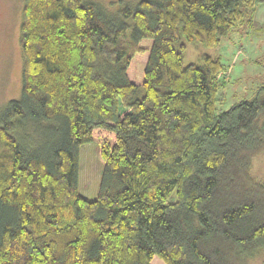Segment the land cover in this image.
Returning <instances> with one entry per match:
<instances>
[{
  "label": "trees",
  "instance_id": "trees-1",
  "mask_svg": "<svg viewBox=\"0 0 264 264\" xmlns=\"http://www.w3.org/2000/svg\"><path fill=\"white\" fill-rule=\"evenodd\" d=\"M264 0H24L20 96L0 110V264H252L264 255V84L217 110L213 47ZM121 15V17H120ZM131 25V33L127 28ZM96 144L98 193L79 194Z\"/></svg>",
  "mask_w": 264,
  "mask_h": 264
},
{
  "label": "rangeland",
  "instance_id": "rangeland-1",
  "mask_svg": "<svg viewBox=\"0 0 264 264\" xmlns=\"http://www.w3.org/2000/svg\"><path fill=\"white\" fill-rule=\"evenodd\" d=\"M90 1L114 19L126 7H135L139 0H83ZM24 0H0V110L9 100L18 98L22 83V51L20 24ZM121 17V15H120ZM131 33V25L127 34ZM184 42L183 62L198 63L200 53L220 58L221 70L217 110H225L232 103L249 98L254 89L264 84V3L256 9L253 22L243 24L213 47ZM102 164L96 155V144L86 142L79 147L78 192L87 199L96 197L100 185ZM251 174L264 182V153L252 159ZM152 264H163L157 257ZM252 264H264V255Z\"/></svg>",
  "mask_w": 264,
  "mask_h": 264
}]
</instances>
